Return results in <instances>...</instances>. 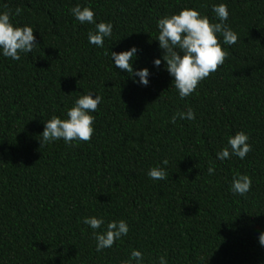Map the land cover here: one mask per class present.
I'll return each mask as SVG.
<instances>
[{"label": "trees", "instance_id": "trees-1", "mask_svg": "<svg viewBox=\"0 0 264 264\" xmlns=\"http://www.w3.org/2000/svg\"><path fill=\"white\" fill-rule=\"evenodd\" d=\"M220 3L238 40L217 34L227 58L182 99L156 21L191 8L219 23ZM76 5L113 25L103 48L88 42L95 24L77 21ZM18 7L11 23L30 26L38 46L20 60L0 50V264H123L133 249L142 264H264V0H0V12ZM132 47L147 86L110 57ZM90 92L102 98L91 140L40 147L44 121L67 119ZM189 107L195 119L169 122ZM238 131L252 151L217 159ZM152 167L168 178L151 179ZM236 173L251 178L244 196L230 190ZM85 217L105 224L93 230ZM119 220L128 234L96 251L93 231Z\"/></svg>", "mask_w": 264, "mask_h": 264}, {"label": "clouds", "instance_id": "clouds-1", "mask_svg": "<svg viewBox=\"0 0 264 264\" xmlns=\"http://www.w3.org/2000/svg\"><path fill=\"white\" fill-rule=\"evenodd\" d=\"M70 13L81 24H95V31L88 32V42L97 47L103 48L104 39L111 37L113 25L108 22L95 23L94 12L89 7L81 8L80 5L72 7ZM212 11L219 19V23H211L206 16L191 8H183L178 14L165 15L156 21L158 28L157 39L159 48L163 50L162 59L165 62L166 70L172 76L175 89L180 98L190 96L198 87L199 83L210 74L216 72L223 65L228 53L221 47L217 34H222L223 42L233 45L237 42V34L232 31L226 23L229 16L227 5L220 3L212 6ZM21 8H16L15 12L5 9L0 12V50L4 57L13 60H20V53H31L38 45L30 26H14L10 18L20 15ZM137 53L135 47L119 53L110 52V57L115 62V66L127 72L131 77H139V83L147 86V68L135 71L132 61ZM107 54V53H105ZM160 59L154 60V65L159 66ZM133 82H136L135 80ZM101 97L92 93L79 96L74 105L67 110V119L52 116L44 121L40 147L46 143L62 139L66 144L71 145L72 141L88 142L91 140L94 128V116L90 113L97 111L101 102ZM179 119H195L194 111L189 107L185 112H177L172 115L169 122L175 124ZM249 137L242 131L236 132L227 140V146L217 152V159L223 161L235 155L243 160L252 151L248 143ZM162 163L167 165V159ZM209 175L215 171L213 167L207 169ZM147 175L153 180H165L169 174L164 168L152 167ZM252 185L251 178L247 175L236 173L231 181L230 190L234 195L244 196L250 191ZM83 223L93 230L100 229L105 224L103 218L85 217ZM129 228L124 220L108 222L103 232L93 231V238L96 241V251L110 248L114 242L128 234ZM259 243L264 246V233L259 235ZM143 254L136 249L130 253L128 261L123 264H142ZM159 264H166L164 256L159 257Z\"/></svg>", "mask_w": 264, "mask_h": 264}]
</instances>
